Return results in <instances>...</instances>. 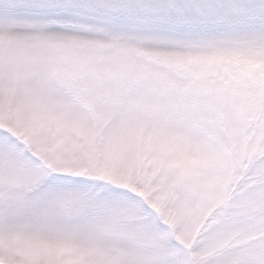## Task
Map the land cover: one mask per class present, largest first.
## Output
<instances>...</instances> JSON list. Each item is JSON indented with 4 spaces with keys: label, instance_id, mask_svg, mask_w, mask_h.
<instances>
[{
    "label": "snow or ice",
    "instance_id": "1",
    "mask_svg": "<svg viewBox=\"0 0 264 264\" xmlns=\"http://www.w3.org/2000/svg\"><path fill=\"white\" fill-rule=\"evenodd\" d=\"M0 264H264V0H0Z\"/></svg>",
    "mask_w": 264,
    "mask_h": 264
}]
</instances>
